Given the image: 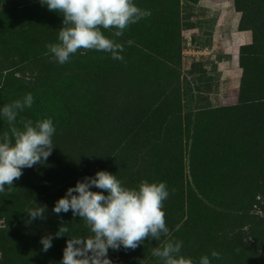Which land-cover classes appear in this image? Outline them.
<instances>
[{
  "label": "rangeland",
  "instance_id": "1",
  "mask_svg": "<svg viewBox=\"0 0 264 264\" xmlns=\"http://www.w3.org/2000/svg\"><path fill=\"white\" fill-rule=\"evenodd\" d=\"M134 3L151 15L117 38L123 61L88 51L60 65L46 53L63 17L39 0H0V108L31 93L20 116L51 118L56 129L47 161L0 194L3 264H60L69 236L90 235L78 216L52 209L98 170L130 188L165 182L170 238L194 264L204 255L264 264V0ZM7 128L0 117V134ZM36 204L46 219L28 225ZM61 221L69 236L42 251L41 237ZM166 239L107 255L112 264H162L151 250Z\"/></svg>",
  "mask_w": 264,
  "mask_h": 264
},
{
  "label": "clouds",
  "instance_id": "2",
  "mask_svg": "<svg viewBox=\"0 0 264 264\" xmlns=\"http://www.w3.org/2000/svg\"><path fill=\"white\" fill-rule=\"evenodd\" d=\"M49 11L63 17L58 31V41L47 45V53L60 65L81 52H104L113 60L123 61L124 45L117 38L142 19L150 11L137 6L134 0H39ZM111 33V36L105 33ZM130 46L133 42L127 41ZM34 97L25 94L0 108L8 128L0 134V194L11 195L14 182L23 175V169L44 164L51 156L52 137L55 126L51 118L33 121L20 116L31 108ZM93 188L101 191H94ZM169 197L165 182L142 180L138 187L122 184L115 174L98 170L94 177L86 176L75 186L67 188L64 196L58 198L52 211L72 213L83 220L90 232L87 236H69L67 224L61 221L55 235L41 237L42 251L52 247L53 239L68 235L60 264H112L108 250H135L146 240L160 241L168 238L151 250V255L162 264H194L191 257L182 253L183 242L170 237L164 209ZM37 205V204H36ZM30 225L33 220L46 219V205H37L27 210ZM182 225L177 224L175 231ZM211 257L220 259V253L211 252ZM3 253H0V259ZM199 264H211L207 255Z\"/></svg>",
  "mask_w": 264,
  "mask_h": 264
},
{
  "label": "trees",
  "instance_id": "3",
  "mask_svg": "<svg viewBox=\"0 0 264 264\" xmlns=\"http://www.w3.org/2000/svg\"><path fill=\"white\" fill-rule=\"evenodd\" d=\"M245 90H246V89H245V85H243V86H242V93L239 94V99L242 100V101H241V105H240L242 108H243V107H246V105L249 104L246 100L243 101V97H242V95L245 93ZM241 107H240V108H241ZM5 259H6V255H5V253H3V258L0 259V264H3V262L5 261Z\"/></svg>",
  "mask_w": 264,
  "mask_h": 264
},
{
  "label": "bare ground",
  "instance_id": "4",
  "mask_svg": "<svg viewBox=\"0 0 264 264\" xmlns=\"http://www.w3.org/2000/svg\"><path fill=\"white\" fill-rule=\"evenodd\" d=\"M236 61H237V60H236V57H234L233 60H232V64H233V67H234V68L237 67V65H236Z\"/></svg>",
  "mask_w": 264,
  "mask_h": 264
},
{
  "label": "crops",
  "instance_id": "5",
  "mask_svg": "<svg viewBox=\"0 0 264 264\" xmlns=\"http://www.w3.org/2000/svg\"><path fill=\"white\" fill-rule=\"evenodd\" d=\"M223 38L225 39V41H226V37H224V35H223ZM234 58V57H233Z\"/></svg>",
  "mask_w": 264,
  "mask_h": 264
}]
</instances>
